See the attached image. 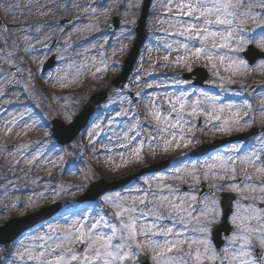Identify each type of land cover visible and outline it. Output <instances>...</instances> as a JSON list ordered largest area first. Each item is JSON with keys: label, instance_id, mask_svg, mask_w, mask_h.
<instances>
[{"label": "rangeland", "instance_id": "374dc122", "mask_svg": "<svg viewBox=\"0 0 264 264\" xmlns=\"http://www.w3.org/2000/svg\"><path fill=\"white\" fill-rule=\"evenodd\" d=\"M163 2L151 1L146 23L148 45L142 50L126 84L115 90L96 110L93 124L81 133L80 138L77 136L78 139L71 144L59 146L51 135L48 122L57 118L69 123L86 95L120 72L134 39L142 0H137L134 6H130V0H0V17L8 25L6 32H0V91L6 92L0 96V226L10 218H19L40 207L61 203L60 210L46 224L12 244L0 246V264H12L19 242L24 240L28 245L25 237L42 235L49 226L67 227L64 218L67 217L70 223L73 213L92 208L99 210L102 200L98 205L73 202L92 181L116 179L131 174L141 164L167 159L173 167L163 175L146 180L153 188L158 182L180 186L185 182L171 178L183 175V172H175L177 168L190 170L195 166L198 172H203L205 163L211 162V157L217 154L235 156L237 153L231 150L239 147V155L242 156L254 146L260 148L257 138H264V112L259 107L264 99V67L258 66L257 61L247 69L237 71L231 59L236 54L229 48L214 50L211 62L201 56L189 59L187 65L177 64L176 58L188 53L183 49L176 51V44L172 50L163 48L165 41L183 39L166 34L168 23L161 25L160 21L167 19ZM8 3L13 4L11 9L5 7ZM116 10L120 11L119 28L108 33L105 28ZM70 18L72 22L68 25L59 23ZM233 27L244 29L247 38L257 24L249 18L242 24L237 21ZM191 50L194 51V47ZM165 55L169 56L168 61H164ZM50 56L54 57L56 65L41 74L42 65ZM197 64L204 65L211 77L204 89H195L194 95L186 97L187 104L199 99L200 106L210 111L211 101L201 93L216 96L217 114L221 120L210 122L207 114H201L204 125L197 127V117H187L191 124L183 127L186 139L181 140L178 131L177 142L181 146L177 148L174 143L170 150L164 151L162 139L158 137L155 144L147 139L157 135L155 120L150 114L152 101L167 109L168 104L161 97L174 99L180 92L192 93L189 84L179 82L182 81L180 74L189 71L188 65L192 68ZM252 82L258 83L259 89L247 93L245 88ZM246 102L251 103V109L247 108ZM229 105L233 106L231 110ZM220 107L224 108L223 112H219ZM237 110L244 121L230 125L229 132L217 131L224 120L234 118ZM21 114H24L23 120L20 119ZM13 119L18 123H11ZM138 123L141 126L135 127ZM25 124L29 126L25 127ZM251 126L257 127L256 135L227 144L200 160L190 161L188 158L189 151L202 142L221 140ZM8 128L12 131L9 132ZM137 132L141 135L132 141L131 137ZM163 139H171V136L165 134ZM140 140L145 143L140 156H137L134 150ZM189 140L193 142L189 143ZM185 143L187 147H184ZM150 145L153 151H149ZM245 172L254 173V168L238 164L237 176L242 177ZM165 177L169 178L165 180ZM200 179L207 187L231 183L211 176L205 179L201 175ZM143 181L138 180L119 192L127 194L129 189L141 186ZM192 183L187 180V184ZM224 190L232 192L228 188ZM235 194L238 199L244 193ZM105 207L111 211L109 206ZM252 243L259 247L257 239ZM9 250L12 255H8ZM146 255L152 264L150 254Z\"/></svg>", "mask_w": 264, "mask_h": 264}, {"label": "snow or ice", "instance_id": "6c2138e0", "mask_svg": "<svg viewBox=\"0 0 264 264\" xmlns=\"http://www.w3.org/2000/svg\"><path fill=\"white\" fill-rule=\"evenodd\" d=\"M136 4L137 0H130V6ZM5 7L11 9L13 4L8 3ZM162 7L167 19L160 23L169 24L166 34L183 38L165 41L164 50H172L176 44V51L183 49L188 53L177 57V64L187 65L189 59L201 56L211 62L214 50L229 48L236 54L231 59L237 71L250 66L246 59L240 57V53L245 51L251 53V63L258 61V66L264 67V0H164ZM249 18L256 22L257 28L246 38L245 30L233 25L237 21L242 24ZM163 59L168 61L169 56L165 55ZM188 66L191 71V66ZM212 66L215 67V63ZM194 94L195 89L192 93L180 92L174 99L161 97L166 100L167 109L153 100L150 114L155 120L157 135L147 139L155 144L159 137L163 140V150L168 151L174 143L177 148L181 146L177 142L178 131L180 139H186L183 127L191 124L187 117L207 114L210 122L220 121L215 104L218 97L201 93L211 101L209 111L200 106L199 99L187 104L186 97ZM4 95L6 92L0 91V96ZM246 105L248 109L252 108L251 103L246 102ZM232 107L228 106L230 110ZM259 107L264 112V99ZM186 108L190 110L186 111ZM223 111L224 108L220 107L219 112ZM20 119H24V114ZM242 121L244 117L237 110L232 120H224L216 130L229 132L230 125H239ZM11 123L18 121L13 119ZM140 126L138 123L135 127ZM8 131L12 129L8 128ZM165 134H169L171 139H163ZM140 135L137 132L131 140L136 141ZM257 139L259 149L254 146L242 156L239 155V147L231 150L237 153L235 156L217 154L211 157V162L205 163L203 172H198L195 166L190 170L175 169L176 173L183 172V175L171 178L184 181L183 188L163 182H158L153 188L145 180L141 186L129 189L127 194L102 195L103 203L99 210L92 208L73 213L70 223L67 217L64 218L67 227L49 226L42 235L25 237L28 245L21 240L12 264H147L146 254H150L152 264H264V138ZM144 143V140L139 141L134 155L140 156ZM187 146L185 143L184 147ZM153 150L150 145L149 151ZM238 164L251 165L254 173L245 172L238 177ZM201 175L205 179L211 176L231 183L212 184L209 192L202 194L196 187L201 183ZM189 179L193 182L190 185L187 184ZM225 188L234 193H244L235 200L234 209L230 208L228 213H225L217 196V192H223ZM105 206H109L111 211ZM225 222L230 227L223 238L226 244L221 249L215 239L219 226ZM253 239L259 243L256 251H253ZM8 255H12L11 250Z\"/></svg>", "mask_w": 264, "mask_h": 264}, {"label": "water", "instance_id": "95a60500", "mask_svg": "<svg viewBox=\"0 0 264 264\" xmlns=\"http://www.w3.org/2000/svg\"><path fill=\"white\" fill-rule=\"evenodd\" d=\"M150 0H144L143 6L141 9V13L138 19L137 27L135 29L136 31V40L134 42V45L125 59L123 63V69L121 74L111 82L109 88H115L120 83L125 82L128 74L130 73L133 63L137 57L138 49L140 48L141 44L144 41V23L147 15V9L149 6ZM61 23H68V21H61ZM117 28V13L112 16L111 23L107 30H114ZM6 25L3 23L2 19L0 18V30L5 31ZM243 56L246 58V60L251 63V53L248 51L243 52ZM53 65V58H50L47 63H45L43 67V71L51 68ZM195 72V73H194ZM191 75H196V79L194 80V85H202V82L206 79V75L203 71L195 70ZM185 76V78H189V76ZM257 88V85H253L249 87V91L254 90ZM108 88L98 92L94 93L91 96H89L88 101L83 106L82 110L78 113V115L74 118V120L68 124L65 125L61 121L54 119L50 122L52 125V133L54 138L57 140V142L60 145H64L72 141V139L77 135V133L85 128L86 123L88 121L89 116L93 113L95 107L99 105L101 102H103L106 99ZM199 124H201V119L198 120ZM257 133V129L251 128L248 132L243 133L241 135L232 136L230 138L221 139L218 141H215L209 145H203L201 147L196 148L191 154V158H200L204 155H207L212 150H215L219 147H222L228 143L234 142L236 140H243L249 136L255 135ZM168 168L167 162H161L156 163L154 165L149 166L148 168H144L139 170L138 172L122 179L116 182H105L103 180H100L98 182L92 183L89 188L86 190V192L80 196L77 201L78 202H85L96 199L99 195L115 190L118 187H121L131 181L133 178L143 175V174H150V173H157L164 171ZM185 187V186H183ZM201 193L207 194L209 192V189H205L204 185H201ZM222 207L225 211V213H228L229 209L232 208V203L235 200L236 196L232 193L228 192H221L219 194ZM58 208V205H52L49 207L42 208L32 214H29L22 218H14L6 222L3 227H0V244H4L7 242H11L15 239H17L22 233L34 228L35 226L43 223L46 221ZM229 224L227 222L221 224L218 228V236L215 239V243L217 245H220V247L224 244V240L222 239V234L225 236V233L229 229ZM230 232H228L229 234ZM258 249H254L256 251ZM148 264V262H147Z\"/></svg>", "mask_w": 264, "mask_h": 264}]
</instances>
